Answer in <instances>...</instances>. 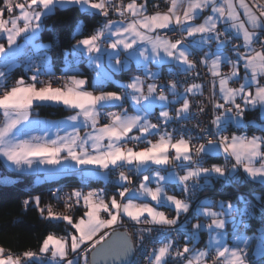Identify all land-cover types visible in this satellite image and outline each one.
Returning a JSON list of instances; mask_svg holds the SVG:
<instances>
[{
  "label": "snow or ice",
  "instance_id": "snow-or-ice-1",
  "mask_svg": "<svg viewBox=\"0 0 264 264\" xmlns=\"http://www.w3.org/2000/svg\"><path fill=\"white\" fill-rule=\"evenodd\" d=\"M73 8L101 21L75 22L65 71L93 75L54 87L47 22ZM0 40V163L15 174L0 188L28 174L82 185L54 188L64 211L27 196L24 210L65 234L0 245V264H264V0H0ZM52 105L74 114L41 119ZM117 170L113 194L88 186Z\"/></svg>",
  "mask_w": 264,
  "mask_h": 264
},
{
  "label": "trees",
  "instance_id": "trees-1",
  "mask_svg": "<svg viewBox=\"0 0 264 264\" xmlns=\"http://www.w3.org/2000/svg\"><path fill=\"white\" fill-rule=\"evenodd\" d=\"M158 0H156L157 2ZM85 14H82L78 8H73L67 12L58 11L57 14L48 20L49 25H55L56 32L60 37V43L53 50L48 53L52 57L53 74H84L91 79L93 73L86 64L80 65V73H72L65 71V65L61 52L63 49L70 48L75 42L72 39L71 33L75 22L78 19H83ZM89 31V29H88ZM87 34V32L85 33ZM80 37L77 36L76 39ZM53 39V33H42L41 40L50 43ZM23 67H17L12 70V76L9 79V84L21 74H25ZM107 90H113L108 88ZM39 115L42 116H63L70 111L62 106H45L38 109ZM249 119L257 118V112H249ZM0 175L15 174L8 171L0 163ZM102 185L106 191L114 192L117 187L116 183L108 182L102 183L101 180L91 179L88 186L95 188ZM57 186H62L65 191L72 190L76 187H81L80 178L69 176H62L55 181H47L43 183L35 182L33 175H26L23 180L14 186H7L0 188V245L5 248H10L13 251H23L27 249L37 250L42 238L49 230H54L58 234H65V225L59 224L55 228H51L46 221H44L38 210L34 206H30L27 211L24 210L22 201L29 195H40L43 202L52 200L51 193ZM259 190V189H258ZM205 194V193H199ZM210 194V193H209ZM81 214V210L77 209L74 216ZM256 225L253 222V229L249 232L255 231Z\"/></svg>",
  "mask_w": 264,
  "mask_h": 264
},
{
  "label": "built area",
  "instance_id": "built-area-1",
  "mask_svg": "<svg viewBox=\"0 0 264 264\" xmlns=\"http://www.w3.org/2000/svg\"><path fill=\"white\" fill-rule=\"evenodd\" d=\"M198 70L202 73V75H201V77L198 78V80H197L196 82H200V83H204V84H205L204 94H205V97H206V96L208 95V85H207V82L211 79V77H210V74L207 73V71H206L205 68H202V67H201V68H199ZM62 77H65V75H62V74H53V80H54V82H53V86H56V87L61 86V84L59 83L58 78H62ZM48 78H49L48 76H44V77H42V79H44V80H47ZM189 82H191V80H190ZM197 99H204V97H197ZM210 115H211V112H210V110H209L208 113H207V116H202V117L200 118V120L187 121L186 123L188 124L189 127H191V126H192L193 124H195V123H199L200 121H206L207 118H208ZM102 122H103V121H102ZM173 126H175V125H173ZM202 126H203V125H202ZM193 134H195V132H194ZM208 138L211 139L212 137L209 136ZM201 142H202V141H201ZM123 170H124V171H127V168H125V169H123ZM118 171H119V170H117V172H114V173L111 174V181H112L113 183H115V180H116L117 175H118ZM72 176H73V175H72ZM73 177H77V178H79V176H73ZM133 180H134V182H138L139 178L134 176V177H133ZM57 187H61V186H57ZM257 190H258V189H257ZM63 191H65V190L63 189ZM65 192H68V191H65ZM199 195H200L201 197H203L205 194H199ZM51 197H52V196H51ZM49 202L53 203V204L56 206V210H57V211H62V210H64L63 207H61L62 204H57V202H56L53 198H52V200L49 201ZM62 206H63V205H62ZM167 212H168L170 215L173 214L171 210H168ZM124 224H125V228H127V227L129 226L127 220L124 221ZM122 230H125V229H122ZM146 243H147V241H146ZM181 243H183V241H181Z\"/></svg>",
  "mask_w": 264,
  "mask_h": 264
},
{
  "label": "crops",
  "instance_id": "crops-1",
  "mask_svg": "<svg viewBox=\"0 0 264 264\" xmlns=\"http://www.w3.org/2000/svg\"><path fill=\"white\" fill-rule=\"evenodd\" d=\"M158 2V1H157ZM82 20H84V22L86 23V25H88V29H89V31H91L95 26H97L98 25V23L101 21V18L100 17H90L89 15H87V14H85V17L82 19ZM0 42H4L3 40H0ZM41 42H43V43H47V42H44V41H42L41 40ZM48 55L50 56V54L48 53ZM51 57V56H50ZM17 67H23L22 65H18ZM16 67V68H17ZM24 68V67H23ZM15 69V68H14ZM25 70V69H24ZM53 71H54V68H53ZM25 72V71H24ZM32 73H27V75H31ZM63 75H70V74H63ZM92 78V77H91ZM91 80V79H90ZM52 106H56V105H52ZM63 107V106H62ZM111 110H114V109H108V111H111ZM72 114H74L72 111H70L68 114H66V115H63V116H42V115H40V118L41 119H51V120H62V119H64L65 117H67V116H69V115H72ZM83 131L84 130H82V133H83ZM212 162H215V161H212ZM2 164V163H1ZM2 166H4L3 164H2ZM5 167V166H4ZM6 168V167H5ZM7 169V168H6ZM8 171H10V172H12L10 169H7ZM145 175L146 174H148V173H144ZM28 175H31V174H28ZM34 176V175H33ZM139 179H140V177H138ZM92 179H95V180H101V182L102 183H104V184H106V183H108V182H106L105 180H103V179H101V178H92ZM117 187H118V185H117ZM117 187H115L114 188V192L116 191V188ZM95 188H103L102 187V185H98L97 187H95ZM114 192H109V191H107V193H108V195H111V194H113ZM177 195H180V193H176ZM164 211H168V210H171V209H168V208H165V209H163ZM252 233H249V235H251ZM204 239H206V234H205V236L203 237ZM253 244H255V241H253Z\"/></svg>",
  "mask_w": 264,
  "mask_h": 264
},
{
  "label": "water",
  "instance_id": "water-1",
  "mask_svg": "<svg viewBox=\"0 0 264 264\" xmlns=\"http://www.w3.org/2000/svg\"><path fill=\"white\" fill-rule=\"evenodd\" d=\"M7 176H11V175H7ZM11 177H13V178H14V176H11ZM10 186H11V185H10ZM119 230L123 231L122 229H119Z\"/></svg>",
  "mask_w": 264,
  "mask_h": 264
},
{
  "label": "rangeland",
  "instance_id": "rangeland-1",
  "mask_svg": "<svg viewBox=\"0 0 264 264\" xmlns=\"http://www.w3.org/2000/svg\"><path fill=\"white\" fill-rule=\"evenodd\" d=\"M54 87H56V86H54ZM68 191H70V190H68ZM61 207H63L62 205H61ZM64 209V208H63ZM65 210V209H64ZM64 210H62V211H64Z\"/></svg>",
  "mask_w": 264,
  "mask_h": 264
}]
</instances>
